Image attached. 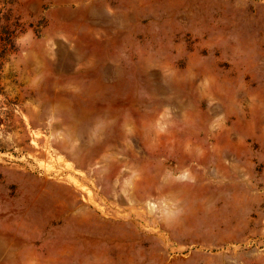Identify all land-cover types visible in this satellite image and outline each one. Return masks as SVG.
<instances>
[{
    "label": "rangeland",
    "instance_id": "rangeland-1",
    "mask_svg": "<svg viewBox=\"0 0 264 264\" xmlns=\"http://www.w3.org/2000/svg\"><path fill=\"white\" fill-rule=\"evenodd\" d=\"M0 264H264V0H0Z\"/></svg>",
    "mask_w": 264,
    "mask_h": 264
},
{
    "label": "bare ground",
    "instance_id": "bare-ground-1",
    "mask_svg": "<svg viewBox=\"0 0 264 264\" xmlns=\"http://www.w3.org/2000/svg\"><path fill=\"white\" fill-rule=\"evenodd\" d=\"M126 34H128V33H126ZM126 37V36H125ZM203 37V36H202ZM170 42V41H169ZM87 45H89V44H87ZM172 45V44H171ZM87 47V46H86ZM42 54V53H41ZM148 60V59H147ZM144 76V75H143ZM136 80V79H135ZM43 105V104H42ZM57 107V106H56ZM59 108V107H58ZM66 109V108H65ZM195 109V108H194ZM57 112V111H56ZM60 112V111H59ZM61 112H63V111H61ZM65 112H67V111H65ZM65 112H63V113H65ZM128 112V111H127ZM32 119V118H31ZM95 120V119H94ZM34 121H35V119H34ZM115 121V120H114ZM68 148V147H67ZM67 148H65V149H67ZM64 149V148H63ZM108 167V166H107ZM98 170V169H97ZM96 170V171H97ZM106 171H107V169H106ZM101 172H102V170H101ZM107 173V172H106Z\"/></svg>",
    "mask_w": 264,
    "mask_h": 264
}]
</instances>
